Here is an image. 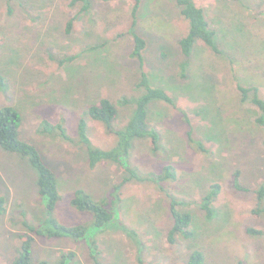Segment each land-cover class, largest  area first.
<instances>
[{"label":"rangeland","instance_id":"rangeland-1","mask_svg":"<svg viewBox=\"0 0 264 264\" xmlns=\"http://www.w3.org/2000/svg\"><path fill=\"white\" fill-rule=\"evenodd\" d=\"M69 2L15 1L12 6L18 5L10 15L9 0H0V74L7 79L6 87H0V108L12 105L22 115L21 138L39 147L58 176L62 198L56 215L62 223L74 226L93 219L92 212L71 203L78 189L103 200L125 177L114 163L90 165L88 152L75 142L80 118H88L94 144L111 148L116 137L103 123L89 118L88 108L109 97L119 109L118 125L124 126L143 90L138 87L140 62L132 56V1L94 0L91 12L81 16L68 34L67 22L76 12ZM196 2L207 11L222 53L198 41L186 71L181 66L180 40L189 22L180 7L175 0L142 4L136 33L148 41L143 70L154 87L165 89L175 99V105L161 99L150 103L149 120L161 132L160 150L154 154L148 142L139 141L132 155L141 172L174 165L178 178L161 185L190 202L182 209L193 213L195 235H179L170 243L173 218L167 195L155 183L128 182L118 193L120 225L98 236L104 264H140L139 254L150 264H188L196 249L204 252L206 264H237L239 260L264 264V235L247 231L249 227L264 230V217L252 214L255 189L264 181V130L255 126L249 111L255 107L241 101L238 89L239 84L258 86L264 99V0ZM94 45L98 47L91 49ZM49 50L79 56L60 65L50 60ZM44 119L63 122L74 142L39 133ZM190 129L208 151L194 147ZM238 169L242 183L251 190L234 188L232 174ZM38 177L28 158L0 146V196L6 197L8 208L0 215V264H12L20 243V229L11 223L12 218L19 222L23 212L38 222L45 217ZM215 182L222 184V192L210 218L197 201ZM125 226L144 239L142 251ZM67 249L78 253L79 264H92L87 244L70 237L38 238L33 255L35 260H53Z\"/></svg>","mask_w":264,"mask_h":264},{"label":"trees","instance_id":"trees-1","mask_svg":"<svg viewBox=\"0 0 264 264\" xmlns=\"http://www.w3.org/2000/svg\"><path fill=\"white\" fill-rule=\"evenodd\" d=\"M21 0H9V13L12 15L15 12V3L12 2ZM132 1V31L134 30V50L132 56L140 62L141 77L138 87L143 90V93L136 98L135 109L129 121L124 126L118 125L119 109L115 102L109 97H102L98 103L91 104L87 110L89 118L103 123L106 130L111 135L116 137L115 145L111 148H102L94 144L90 132L88 118L82 116L78 124V140L75 142L86 149L88 152L89 163L92 167L102 163L109 162L118 165L125 173V177L121 182L116 183L108 198L99 200L92 197L83 189H78L75 196L71 199V203L80 210H87L93 213V219L89 223H82L74 226H69L62 223L57 215V205L62 196L59 189L58 176L45 160L39 147L29 141H26L20 136L22 125V115L18 109L12 105H5L0 108V146L8 152L19 154L28 158L31 165L38 172V187L39 194L42 200V207L45 212V217L42 221H34L28 217L26 212H23V218L17 222V219L12 218L13 224H18L20 229V243L17 247V254L13 259L12 264H79L80 258L75 250H62L56 259H41L35 260L33 251L34 245L38 238H62L70 237L77 242H85L89 249V256L92 264H104L102 259V251L100 248L98 236L100 233L108 231L114 226H119L118 215L120 212L121 197L119 192L121 188L128 182L143 181L145 183H155L159 189L163 191L169 200V210L173 218V224L168 231V241L175 243L179 235L188 238L194 237L195 232L192 228L194 216L191 211L182 209V206L190 204V202L180 200L177 194L170 187L162 186L168 179L176 180L178 172L173 164H165L164 167L156 172H141L138 167L133 164V152L137 147V143L148 142L151 151L156 154L161 147V132L149 120L150 103L154 99H161L171 105H175V99L163 88L154 87L150 82V77L147 71L143 70L144 66V51L148 46V41L145 37L136 33V28L139 25V14L142 4L145 0ZM180 7L181 15L188 20L189 30L181 38L180 47L184 60L181 63L183 71H186L190 65V58L198 41L204 42L215 53L221 54L222 49L216 41L217 31L212 25L211 19L202 6H199L196 0H175ZM94 0H70L69 6L75 9L76 12L69 18L66 25V33L73 32L76 21L83 15L91 12ZM94 45L91 49L97 48ZM50 60L57 62L60 65H65L74 62L78 58L77 53L60 54L49 50ZM182 77H186L183 74ZM7 79L3 74H0V87H6ZM242 97V102H248L254 105L255 109H249L251 115H254V123L258 128L264 130V99L259 94L258 86L238 85ZM129 101L125 100V104ZM186 121L190 123L186 115ZM191 124V123H190ZM38 132L43 135H50L53 138L61 137L70 142H74L68 134V130L63 122L53 123L50 120L44 119L38 126ZM189 140L200 151H208L203 141L196 140L194 130L188 131ZM163 146V144H162ZM242 171L236 170L232 174L233 186L238 191H249L241 181ZM222 192V184L220 182L212 183L209 191L197 201L201 208L206 212L208 217L214 216V203L218 200ZM257 194L256 206L252 209V214L256 218L264 217V181L255 189ZM7 199L5 196H0V215L7 213ZM17 226V225H16ZM130 231L129 236L137 243L140 251L146 247L144 239L140 238L137 230L125 226ZM124 228V229H125ZM126 231V230H125ZM249 234L262 237L264 230L255 227L247 229ZM140 257V258H139ZM140 264H150L141 254L138 256ZM188 264H206L205 254L203 251L193 250L188 257ZM237 264H245L243 261H238Z\"/></svg>","mask_w":264,"mask_h":264}]
</instances>
